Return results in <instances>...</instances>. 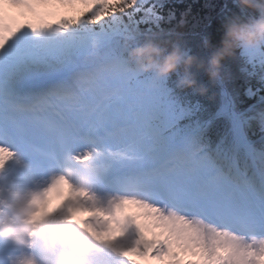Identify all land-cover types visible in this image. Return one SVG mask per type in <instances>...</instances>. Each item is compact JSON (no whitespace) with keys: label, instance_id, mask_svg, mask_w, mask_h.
Listing matches in <instances>:
<instances>
[{"label":"snow or ice","instance_id":"snow-or-ice-1","mask_svg":"<svg viewBox=\"0 0 264 264\" xmlns=\"http://www.w3.org/2000/svg\"><path fill=\"white\" fill-rule=\"evenodd\" d=\"M165 3L0 0V215L24 210L32 236L74 226L105 264H264V139L247 135L264 129V48L239 52L260 106L224 93L213 145L211 121L127 60L125 38L164 32ZM33 166L47 176L23 188Z\"/></svg>","mask_w":264,"mask_h":264},{"label":"clouds","instance_id":"clouds-1","mask_svg":"<svg viewBox=\"0 0 264 264\" xmlns=\"http://www.w3.org/2000/svg\"><path fill=\"white\" fill-rule=\"evenodd\" d=\"M233 4L239 11L222 19L220 42L207 58L191 53L179 33H153L125 38L127 60L137 71L151 75V87H158L175 75L176 89H191L194 94L213 99L215 93L209 95V85L198 81V71L203 70L214 86L230 78L224 66L226 60L235 59L243 50L264 48V0H233ZM204 46H211L207 37ZM25 220L24 210L13 213L6 208L5 214L0 215V242L4 241L7 228L20 235L18 240L10 241L12 251L4 258V264H105L106 250L74 226L50 220L32 236V226Z\"/></svg>","mask_w":264,"mask_h":264},{"label":"trees","instance_id":"trees-1","mask_svg":"<svg viewBox=\"0 0 264 264\" xmlns=\"http://www.w3.org/2000/svg\"><path fill=\"white\" fill-rule=\"evenodd\" d=\"M219 3V0H166L163 9V16L165 19L161 21L162 27L164 31H178L182 33L193 32V30L199 31L211 21V17L215 13L216 6ZM172 14H174V16ZM181 21H183V24H181ZM211 26L206 28L211 44L210 52H212L214 46L219 44L223 34L222 28L220 29L217 23H214L215 29ZM202 31L203 30H201V32ZM230 60L233 61V59H228L224 63H228ZM225 69L228 72L229 70H235L233 64L226 65ZM234 73L236 74V72H233L230 73V75L234 77ZM168 80L170 85L175 86V75ZM255 81L256 80H253V83ZM176 95L178 98L183 97L182 95Z\"/></svg>","mask_w":264,"mask_h":264}]
</instances>
